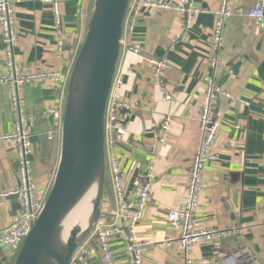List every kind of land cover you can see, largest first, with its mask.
Returning a JSON list of instances; mask_svg holds the SVG:
<instances>
[{
    "label": "crops",
    "instance_id": "crops-1",
    "mask_svg": "<svg viewBox=\"0 0 264 264\" xmlns=\"http://www.w3.org/2000/svg\"><path fill=\"white\" fill-rule=\"evenodd\" d=\"M175 4L179 0H151ZM221 0H197L209 11L198 17L185 43L176 44L182 31L177 14L171 10L152 9L141 15L130 42L143 46L140 55L127 52L121 45L115 80L123 85L118 91L129 104L139 103L130 118L128 133L119 145V159L132 191L131 181L146 173L153 162V182L144 220L138 236L150 243L177 237L178 229L168 225L171 209L187 196L188 174L202 137L199 117L207 101L206 86L211 75L212 29ZM257 0H230L233 14L225 23L222 50L223 65L216 75V86L231 96H220L215 113L221 119L217 140L212 148L214 161L205 169V192L197 213V224L205 229H229L245 224L242 237L224 240L221 249L195 245L191 258L196 264L218 260L246 246L256 264H264V30L248 17V9ZM92 0H58L62 16V33L56 31L50 8L38 1L25 0L16 8L19 40L16 60L26 75L46 70H67L86 31ZM65 43L63 54L56 42ZM150 58L170 61V69L157 82ZM3 44L0 29V75L4 73ZM172 102L165 100V93ZM22 101L28 117L27 128L35 149L32 170L37 183L47 185L53 177L59 156L60 124L46 113L47 106H63L64 98L49 82H29L23 87ZM233 102V103H232ZM171 117L165 144L156 137L164 117ZM14 111L9 87L0 84V134L13 131ZM238 127V128H237ZM48 135L52 153L45 164L38 153L40 136ZM156 150H152V146ZM106 192L109 203L103 211H114L116 204L111 177ZM18 186L17 163L12 149L0 147V194ZM21 210L15 196L0 197V231L12 225ZM111 215L107 216L109 220ZM113 248L122 255L121 241ZM7 264H12L8 260ZM0 264H6L0 259ZM146 264H185L177 247L153 248Z\"/></svg>",
    "mask_w": 264,
    "mask_h": 264
},
{
    "label": "built area",
    "instance_id": "built-area-1",
    "mask_svg": "<svg viewBox=\"0 0 264 264\" xmlns=\"http://www.w3.org/2000/svg\"><path fill=\"white\" fill-rule=\"evenodd\" d=\"M25 0H0V29L3 44L4 73L0 75V84L9 87L11 107L14 111L13 131L0 134V147L12 149L17 163V188L9 193H1L2 199L10 196L17 197L21 210L16 221L5 230L0 231V259L7 264L8 260L16 257L25 239L29 235L32 224L39 216L51 187V181L44 186L37 183L33 170L32 158L35 149L31 140V133L27 128L28 117L22 101L23 87L29 82H49L57 92L65 97L70 73L77 55L76 50L72 63L67 70L53 69L26 75L16 60L15 49L19 40V27L16 8ZM48 6L53 14L57 34L62 33V16L59 11L58 0H33ZM171 10L181 21L182 31L175 38L172 49L176 44L185 43L192 32L198 17L209 11L197 4V0H179L175 4H159L151 0H131L124 23L121 45L127 52L140 55L143 51L141 44L130 42L134 37L138 20L149 10ZM233 9L230 0H221L216 11V20L212 29V56L210 59L211 75L207 80V101L199 117L202 131L200 143L192 161L188 174L187 196L168 215V225L178 229L177 237L167 236L159 243H150L138 236L137 229L144 220L145 210L150 200L153 182V162H150L146 173L131 181L132 191L128 190L127 175L124 173L119 159V145L128 133L130 118L139 108V103L129 104L121 99L118 91L123 82L114 79L109 98L105 121V150L106 168L112 180L116 207L114 211H102L101 216L89 236L74 252L69 264H146L149 250L169 249L177 247L183 254L185 264H196L191 258L195 245L213 246L221 249L224 240L242 237L248 226L236 225L229 229H205L197 224V213L202 205L205 192V167L209 161H214L212 148L217 140L221 126V119L215 113L217 100L222 95L228 99L231 96L222 92L216 86V75L220 72L223 60L222 50L225 41V23L231 18ZM248 17L255 20L260 31L264 30V0H257L248 9ZM58 53L64 52L65 43L59 37L56 42ZM149 63L154 68L157 82L170 69V61L166 58H150ZM165 93V100L172 102V96ZM233 103V102H232ZM63 106L49 104L46 113L54 116L61 123ZM171 126V117L162 120L156 137L158 142L165 144ZM238 128V127H237ZM156 150L155 145L151 147ZM111 215L107 220V216ZM121 241L122 255L113 248L114 241ZM206 264H256L255 259L246 246L241 247L229 255Z\"/></svg>",
    "mask_w": 264,
    "mask_h": 264
},
{
    "label": "water",
    "instance_id": "water-1",
    "mask_svg": "<svg viewBox=\"0 0 264 264\" xmlns=\"http://www.w3.org/2000/svg\"><path fill=\"white\" fill-rule=\"evenodd\" d=\"M130 2H91L65 92L59 156L50 191L12 264H69L110 201L106 192L105 121ZM39 139V156L48 165L52 159L49 137L41 135ZM93 187L96 193L86 228L75 226L65 240V221Z\"/></svg>",
    "mask_w": 264,
    "mask_h": 264
},
{
    "label": "bare ground",
    "instance_id": "bare-ground-1",
    "mask_svg": "<svg viewBox=\"0 0 264 264\" xmlns=\"http://www.w3.org/2000/svg\"><path fill=\"white\" fill-rule=\"evenodd\" d=\"M96 188L93 187L91 192L87 195L81 205L67 218L64 223V237L65 240L69 238L72 229L79 225L82 229H85L91 211V201L94 199Z\"/></svg>",
    "mask_w": 264,
    "mask_h": 264
},
{
    "label": "trees",
    "instance_id": "trees-1",
    "mask_svg": "<svg viewBox=\"0 0 264 264\" xmlns=\"http://www.w3.org/2000/svg\"><path fill=\"white\" fill-rule=\"evenodd\" d=\"M110 175H109V171H108V167L106 168V187H108V183L110 182Z\"/></svg>",
    "mask_w": 264,
    "mask_h": 264
},
{
    "label": "rangeland",
    "instance_id": "rangeland-1",
    "mask_svg": "<svg viewBox=\"0 0 264 264\" xmlns=\"http://www.w3.org/2000/svg\"><path fill=\"white\" fill-rule=\"evenodd\" d=\"M15 259H16V258H13V259H12V262H13V263H14Z\"/></svg>",
    "mask_w": 264,
    "mask_h": 264
}]
</instances>
